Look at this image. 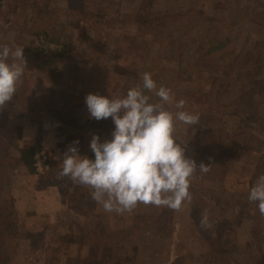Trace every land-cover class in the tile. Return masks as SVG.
I'll use <instances>...</instances> for the list:
<instances>
[{
    "label": "rangeland",
    "instance_id": "1",
    "mask_svg": "<svg viewBox=\"0 0 264 264\" xmlns=\"http://www.w3.org/2000/svg\"><path fill=\"white\" fill-rule=\"evenodd\" d=\"M133 2L1 0L6 126L22 127L21 139L6 148L13 154L26 143L41 144L46 169L8 172L19 222L15 239L0 238V253L10 264H95L98 249L86 239L93 225L69 209L79 195L48 185L47 153L63 169L86 173L87 147L111 137L55 123L84 125L100 116L116 123L137 116L143 97L169 116L154 128L186 151L196 188L172 176L147 197L99 200L114 229L103 244L124 245L117 251L122 264H264V66L256 64L264 65V56L252 51L264 38L256 22L264 0H155L153 12L199 14L195 26L169 31L128 17ZM45 30L59 43L41 36ZM145 83L152 91L142 90ZM190 103L211 110L194 114ZM137 214H153L161 227L146 221L136 238L129 235ZM69 237L77 240L64 242Z\"/></svg>",
    "mask_w": 264,
    "mask_h": 264
},
{
    "label": "trees",
    "instance_id": "2",
    "mask_svg": "<svg viewBox=\"0 0 264 264\" xmlns=\"http://www.w3.org/2000/svg\"><path fill=\"white\" fill-rule=\"evenodd\" d=\"M81 1L87 4L92 0ZM154 1L134 0L132 7L134 10L128 17H133L136 22L146 26L158 24L168 31L176 25L187 29L198 23L199 14L191 10L171 9L153 12L151 7H154ZM74 2L75 0H72V3ZM32 6L38 15L42 14L43 8L39 7L37 3ZM75 6L73 9L77 10V6ZM1 7L0 0V9ZM82 9L86 10L85 17L90 16L88 8L83 7ZM256 22L264 29V10L258 13ZM41 36L50 42L59 43V35H54L47 30ZM136 45L132 43L130 48ZM146 45L147 43H145ZM222 48V44L210 47L208 53L216 52ZM252 51L257 55L264 56V38L253 45ZM52 54L56 57L61 55L60 53ZM256 64L259 67L264 66L260 62ZM2 77L3 65L0 58V238L15 239L19 218L14 206V199L8 196L5 179L8 172L16 168H24L29 173L36 175L35 158L43 150V146L39 143H26L21 148H17L16 153L11 154L12 152L7 150L6 145L9 142L21 139L22 127H16L14 130L7 129L8 113L4 109L6 89L2 84ZM151 88L149 83L142 86L144 92L152 91ZM262 90H264V85H262ZM142 99V107L137 116L122 119L116 123L108 121L103 116L88 121L84 125L68 124L62 120L58 121V119L55 123L59 128L71 132L83 134L93 132V134H105L111 137L110 143L103 144L94 141L87 147L86 155L81 162V167L86 173L63 169L60 163L53 162L50 153H47L49 166L47 175L50 181L48 185L63 193L79 195L80 200L70 203L69 209L74 213L86 216L93 225L91 231L87 232L86 239H91L92 243L90 241L89 243L92 244L93 250L98 249V253L94 252L95 258H97L95 264H122L123 261H126L124 255L117 253L118 248L123 249L124 245L114 248L103 244L104 241L112 238L114 229L110 226V222L103 219V208L99 204V200L115 199L121 196L147 197L158 185L166 183L172 176L177 177L179 183L189 189L196 188L197 179L191 177L185 170L186 164L191 160L186 151L154 128L156 122L163 120L162 117L166 119L169 116L159 113L158 102L153 105L148 100L144 101L145 98L142 97ZM208 106V104L202 103V107H199L198 104L190 103L188 110L199 115L205 111L210 112L211 108ZM19 116L24 117L25 115L20 113ZM150 162H153V168H151ZM154 209L157 211L156 208ZM146 221H156L157 225L161 227L160 218H155L153 214L148 216L137 214L133 217V228L128 232L129 235L132 231L136 234V238L139 229ZM63 239L68 243L77 240L74 237ZM0 264H10L9 259L1 253Z\"/></svg>",
    "mask_w": 264,
    "mask_h": 264
},
{
    "label": "built area",
    "instance_id": "3",
    "mask_svg": "<svg viewBox=\"0 0 264 264\" xmlns=\"http://www.w3.org/2000/svg\"><path fill=\"white\" fill-rule=\"evenodd\" d=\"M40 155L42 156L41 160H39L38 155L36 156L35 167L37 168V171L42 172L43 169H46V165L44 154L41 153Z\"/></svg>",
    "mask_w": 264,
    "mask_h": 264
},
{
    "label": "crops",
    "instance_id": "4",
    "mask_svg": "<svg viewBox=\"0 0 264 264\" xmlns=\"http://www.w3.org/2000/svg\"><path fill=\"white\" fill-rule=\"evenodd\" d=\"M26 132V130L24 131V133ZM31 200V199H30ZM32 201V200H31ZM27 202H28V200H27ZM37 203H39V200L37 201ZM32 204H33V202H32ZM36 207V206H35ZM45 211V210H44Z\"/></svg>",
    "mask_w": 264,
    "mask_h": 264
}]
</instances>
